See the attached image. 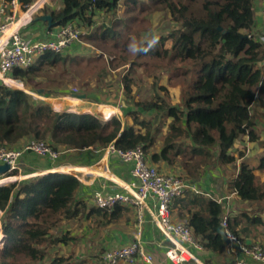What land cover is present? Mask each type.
I'll return each mask as SVG.
<instances>
[{
    "label": "trees",
    "instance_id": "1",
    "mask_svg": "<svg viewBox=\"0 0 264 264\" xmlns=\"http://www.w3.org/2000/svg\"><path fill=\"white\" fill-rule=\"evenodd\" d=\"M119 1L62 0L59 10L45 7L42 12L52 16L53 24L48 29L70 22L86 27L89 30L81 35L84 41L112 56L104 58L101 52L98 69L104 75L108 70L121 72L119 82L133 99L131 108L123 110L126 126L122 128L116 115L96 117L89 107L77 111L70 106L63 109L67 111H57L48 102L11 87L13 81L7 80L10 85L0 83V147H20L34 138L45 140L58 151L62 146L77 150L92 147L100 155L111 143L121 149L142 144L148 162L179 163L182 170L176 174L192 182H198L209 168L232 165L238 168L230 189L245 208L229 211L228 228L239 238L246 231L244 222L264 229V181L258 183L254 173V169L264 170V137L257 130L252 110L255 104L264 107V42L255 26L257 0H125V18H110L109 24L101 23L90 30L95 15L115 14ZM154 10L168 15L177 27L159 37L151 51L131 52L130 45L145 47L149 43L140 39L142 25L137 21ZM77 44L61 52H46L28 68H13L9 77L20 80L25 89H43L44 96L59 95L64 81L77 75L71 66L79 64L82 57L67 53ZM145 56L165 60L173 75L185 78L179 86L180 104H171L158 93L150 99H135L132 72ZM154 79H160V75L155 74ZM158 88L167 93V85ZM151 111L153 114H146ZM157 117H161L158 126ZM165 125L160 135L162 146L152 151L155 136ZM244 136L262 148L255 167L236 163L245 152L239 150L235 155L233 151L237 150L232 148ZM52 171L65 170L44 169L30 174L38 175L32 178L0 183V242L3 235V242L7 240L0 248V264H105L97 254L75 258L66 253L62 247L75 237L60 228L65 222L91 215L99 216L96 221L103 225L112 223L125 213L126 205L117 204L112 210L89 207L80 198L84 185L75 176ZM176 200L192 205L182 222L191 228L202 249L216 255L226 253L227 245L218 232L225 214L222 202L189 189L172 200L171 208Z\"/></svg>",
    "mask_w": 264,
    "mask_h": 264
},
{
    "label": "built area",
    "instance_id": "2",
    "mask_svg": "<svg viewBox=\"0 0 264 264\" xmlns=\"http://www.w3.org/2000/svg\"><path fill=\"white\" fill-rule=\"evenodd\" d=\"M51 4L52 0H0V83L6 84L7 80L12 79L9 72L13 68H28L35 65L42 54L61 52L79 41L82 30L72 22L51 28L44 35L37 30L29 34L24 32V28L33 22V16ZM261 39L264 42V36ZM26 152L51 161L59 156V151L42 139H28L23 146L16 148L0 147V164L9 165L8 172L0 175V183L16 180L17 176L32 177L30 174L33 173H25L22 168L25 164L21 157ZM103 152L129 164L131 179L124 184L114 182L120 190L109 191L105 185L94 190L93 205L108 210H112L117 204L134 207L135 229L131 242L104 249L100 254L101 260L105 264L134 263L138 260L144 264H154L152 253L146 250L141 240L142 224L147 213L163 237L164 256L170 264H203L194 252L202 250L201 243L188 225L172 218L171 203L188 189L208 198L213 197L198 182L186 180L175 173L160 171L147 161L142 144L121 149L111 143ZM14 171H17L15 175H8ZM228 217L229 210L222 216L220 227L229 241L226 244V253L231 256L229 264H264V246L243 242L228 228Z\"/></svg>",
    "mask_w": 264,
    "mask_h": 264
},
{
    "label": "crops",
    "instance_id": "3",
    "mask_svg": "<svg viewBox=\"0 0 264 264\" xmlns=\"http://www.w3.org/2000/svg\"><path fill=\"white\" fill-rule=\"evenodd\" d=\"M62 0H52L51 5H46V8H51L54 10H59L62 7ZM264 2L257 0L254 4L255 11V26L256 32L264 36ZM99 13V12H98ZM43 14L42 11L38 15ZM96 16V15H95ZM43 22H33L26 28L24 32L28 33L30 30H37L41 35L47 34L49 29L47 25H43ZM94 25V24H93ZM82 33L83 26H80ZM78 42V41H77ZM76 42V43H77ZM11 81L19 82L17 88L23 89L24 91L30 94V91H27L22 85V82L17 79H11ZM39 90V89H38ZM38 94V93H37ZM38 96V95H37ZM59 96V97H58ZM87 96V94H86ZM42 100L51 104V106L57 111H67L70 106L81 107L76 104H72L70 97H64L61 95H50V96H39ZM78 98V97H77ZM55 103L59 108H56L52 102ZM81 102V99H78ZM84 103V104H83ZM82 105L89 107L90 110L95 111L96 117L101 119L110 118L112 115L118 116L122 121V128L126 126L127 117L124 115V112L119 107H116V103H96L93 101H88L87 97L82 99ZM82 107L79 111H82ZM114 109V110H113ZM76 112V111H71ZM77 113H89V112H77ZM94 115V114H93ZM130 119H128V122ZM131 122V121H130ZM166 130V126L162 127V130L159 131L162 135ZM262 137V136H261ZM240 145L249 148V151H252V155L256 157L257 164L259 156L262 152L255 142L248 141L247 137L244 136L239 141ZM162 146L161 136H155V143L151 147L152 151H158ZM59 151V156L55 161H51L45 157H40L31 153H24L21 157L23 172L34 173L44 169H55L63 168L65 171H52V173H69L75 176L83 185V191L80 195V198L85 200L87 205L93 206L92 194L94 190L101 189L102 185H105L106 190H120L121 188L116 186L117 183H127L130 181L131 177L129 175V164L121 161L116 156H107L106 153L99 155L98 150L89 147L86 149H73L66 148L62 146ZM246 152L244 158L246 157ZM106 160V161H105ZM151 164L155 165L162 172L169 173H179L182 170V166L178 164H168L164 161H158L156 163L149 161ZM256 164V165H257ZM225 167H230L226 165ZM237 169V168H235ZM69 171V172H68ZM237 172L234 171L233 175ZM257 177L258 183L264 181V170L263 171H254ZM49 173V172H48ZM228 176L224 174L222 167H214L213 169L209 168L203 172L200 178L197 180L198 184L203 188L204 191L208 192L213 198L220 199L223 204V214L228 210H234L236 208H245L244 204L239 201L238 197L232 191L229 186L230 183L226 179ZM231 182V181H230ZM116 184V185H115ZM227 184L229 185L227 187ZM116 186V187H115ZM206 197V196H205ZM207 198V197H206ZM228 198V201H227ZM176 202V203H175ZM172 205V218L175 221L182 222V217L186 215L188 208H191L187 201L181 202L176 200ZM125 213L122 216L112 223L103 225L101 222L96 221L99 219V216L91 215L87 219H81L82 226H86L87 222H91L87 228H80V231H77V244H84V241L88 239L90 241L88 250L90 247L95 246V254L100 255L104 249L120 246L131 242L133 239V232L135 229V208L132 206H125ZM228 208V209H227ZM249 210V209H248ZM2 213V212H1ZM0 213V215H1ZM232 213L229 212V215ZM264 218V214H262ZM79 221V220H78ZM78 227V226H77ZM143 230L141 234V240L143 246L147 251L151 252L154 257V264H170L164 256V245L165 242L160 231L157 227L150 221L149 216L145 213L144 223L142 224ZM242 227L246 228V231L240 233V238L243 242L256 243L264 245V229L259 225H251L244 222ZM80 237V238H79ZM63 247H69L65 245ZM84 247V246H83ZM64 249V248H63ZM85 250V249H84ZM82 250V251H84ZM196 256L202 261L203 264H229L231 256L227 253L223 255H216L209 251L205 250H194ZM119 264H144L140 260L134 263L120 262ZM250 264H255L250 262Z\"/></svg>",
    "mask_w": 264,
    "mask_h": 264
},
{
    "label": "rangeland",
    "instance_id": "4",
    "mask_svg": "<svg viewBox=\"0 0 264 264\" xmlns=\"http://www.w3.org/2000/svg\"><path fill=\"white\" fill-rule=\"evenodd\" d=\"M124 1L125 0L119 1V8L115 14L108 13V12H99L98 14H96V16L94 17V25L90 27V30L94 29L95 26L101 25V23L109 24L110 18L111 19H115L117 17L125 18L126 17L124 15L125 6L123 5ZM142 1L150 3V0H142ZM134 11L137 12L136 10ZM35 16H33V18ZM138 20H139L137 21L138 24L142 25L139 37L140 39L142 38L143 40H147L149 42L154 36H158V37L166 36L171 30L177 27V25L174 22H171L169 20L168 15L162 13L159 10L152 11L150 14L147 15L146 19L141 20L139 17ZM43 25L45 26L47 24L44 23ZM134 25H136V23H134ZM87 30L89 29H87L86 27H83L84 32L81 35L86 33ZM33 31L34 30H30L29 33H32ZM84 40H85L84 37L81 36L79 41L77 42L78 44L76 45L77 46L76 48L73 47L74 49L73 48L67 49V50H70L67 52L69 53L70 56L77 55V56H81L82 59H80L79 64H76L75 66L74 65L71 66L72 73L77 74V75L75 78L72 76H69V78H67L64 81V86L60 87L63 90L60 92L59 95L67 97V98L70 97L71 98L70 101L72 102L73 105L75 103L72 101V99L76 100L78 102L77 105L81 106V107H78V106L76 107L77 111H79L82 107H85L84 105H82V99L80 102V100H78L80 98H77L79 94H85V96L87 94L86 97L94 100V102L96 103H116L117 105L116 107H119L122 110L130 109L133 99H130L131 98L130 95L126 94L123 91L122 85L119 82L121 72L119 73L118 71L110 72L108 70L106 75H104L101 72V70L98 69L99 68L98 65H100L101 63V52L102 53L104 52L102 55L104 56V58L111 59L112 56L107 54L105 52V49L100 48V47L96 48L94 45ZM140 61L142 62L141 66H137L134 72H132L133 80H134V83L132 84V93L134 94L135 99L136 100L150 99L153 97L154 93H158L161 96L164 95L166 98H168L171 104H180L182 99L180 95L181 90L179 86L182 84V80L185 78L176 77V75H173L172 70L167 68L168 63L165 60L160 61L158 59L148 58L147 56H145V57H142ZM155 74H159L160 79H157L155 81L154 79ZM14 82L16 84L13 85ZM13 83L10 86L13 88H17L18 87L17 84L19 82L13 81ZM83 83H85V85H83ZM169 83L173 84L174 86L168 85ZM160 84L168 86L167 93L166 91H162L161 89L158 88ZM53 85H56V84H53ZM27 91H30L31 96H33L36 100H42V98L39 96H44L43 94H37V91H31L29 89H27ZM50 102L53 103V101H50ZM252 110L256 118L257 130L261 132L260 135L262 136L261 138L263 139L264 137V107H261L255 104L252 107ZM152 112L153 111L148 112L146 114H149V115L153 114ZM155 120H156L155 124H157L156 126H158L159 125L158 123H160L161 121V117L160 118L157 117ZM160 134L161 133L159 132L157 133L156 136L158 137L160 136ZM239 141L235 142V145L232 148V150L234 149L237 150V151H233L235 155L238 154L237 152L239 150H243L244 152H246V155H245L246 157L245 158L242 157L241 159H238L236 162L237 165L240 162H245L249 164L251 167H255L257 164L255 155L254 156L252 155L253 153L251 150L249 151L248 147L240 145ZM229 166L230 167L228 168L225 166H222V169L224 171V174L228 176L226 179L228 180L229 183H231L230 181H232V178L234 176L233 173L237 169H235V166H232V165H229ZM256 170L257 169H254V171ZM35 176H38V175H35ZM35 176H32V177H35ZM32 177H24V178L16 179L15 181L18 182L20 180H24V179H28ZM228 186L229 185L227 184V187ZM248 213H250L249 210H248ZM1 216H2V213H1ZM90 223L87 222L86 226L84 225L82 226L81 221H78V220L77 221L73 220V221H68V222L63 223L60 229H65V228L68 229L69 230L68 232L70 233V235L75 237L74 240L69 241V244H68L69 247H62L66 250V253L72 254L73 257L75 258L76 257L87 258V257H91L92 254L96 256L95 255L96 251L94 249L95 246L90 247V250H88L87 246H89V243H90L88 239L84 241V244L82 243V240H81V244H77V241H76V239L78 238L77 231H80L79 230L80 228L84 229V228H87L88 226H91ZM0 227H1V222H0ZM5 242L6 241H4L3 244ZM1 246L3 245L1 244L0 247ZM89 260H91V258ZM92 260H95V259H92Z\"/></svg>",
    "mask_w": 264,
    "mask_h": 264
},
{
    "label": "water",
    "instance_id": "5",
    "mask_svg": "<svg viewBox=\"0 0 264 264\" xmlns=\"http://www.w3.org/2000/svg\"><path fill=\"white\" fill-rule=\"evenodd\" d=\"M33 20L36 21V22H40V21H41V22L46 23L48 28H50V27L52 26V24H53L52 16H51V14H49V13H45V14H41V15H37V16H35V17L33 18ZM263 62H264V61H263ZM42 92H43V89H39V90H37V93H38V94H41ZM77 97L80 98V99H85V98H86L85 94H79ZM8 170H9V165H8V164H6V163L0 164V175H1V174H5V173H7ZM218 232L221 234V236H222L224 242H225L226 244H228L229 241H228V239L226 238L225 231H224L220 226H219V228H218ZM2 245L4 246V244H2ZM3 246H1V248H2Z\"/></svg>",
    "mask_w": 264,
    "mask_h": 264
},
{
    "label": "clouds",
    "instance_id": "6",
    "mask_svg": "<svg viewBox=\"0 0 264 264\" xmlns=\"http://www.w3.org/2000/svg\"><path fill=\"white\" fill-rule=\"evenodd\" d=\"M158 40H159V37L158 36H154L151 39V41L147 44V46L139 47V46H136V45H130L129 49L133 53H141V52L142 53H147V52L151 51L155 47V45L158 43Z\"/></svg>",
    "mask_w": 264,
    "mask_h": 264
},
{
    "label": "bare ground",
    "instance_id": "7",
    "mask_svg": "<svg viewBox=\"0 0 264 264\" xmlns=\"http://www.w3.org/2000/svg\"><path fill=\"white\" fill-rule=\"evenodd\" d=\"M9 31H10V30H9ZM9 31H8V32H9ZM8 32H7V33H8ZM6 84H8V83H6ZM8 85H10V84H8ZM54 104H55V103H53V105H54ZM54 106H55V105H54ZM19 177H20V176H19ZM122 184H124V183H122ZM1 233H2V232H1ZM2 234H3V233H2ZM4 237H5V236L3 235V239H2V241L0 242V244L3 242Z\"/></svg>",
    "mask_w": 264,
    "mask_h": 264
}]
</instances>
